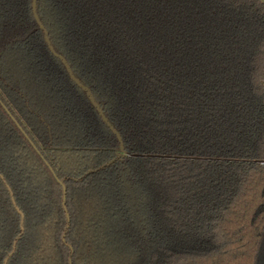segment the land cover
<instances>
[{
	"label": "trees",
	"instance_id": "obj_1",
	"mask_svg": "<svg viewBox=\"0 0 264 264\" xmlns=\"http://www.w3.org/2000/svg\"><path fill=\"white\" fill-rule=\"evenodd\" d=\"M32 1L0 0V264H264V0H37L120 158Z\"/></svg>",
	"mask_w": 264,
	"mask_h": 264
},
{
	"label": "water",
	"instance_id": "obj_2",
	"mask_svg": "<svg viewBox=\"0 0 264 264\" xmlns=\"http://www.w3.org/2000/svg\"><path fill=\"white\" fill-rule=\"evenodd\" d=\"M32 8H33V12H34V16L38 22V24L40 25L41 29L44 30V37H45V40L48 44V47L49 49L53 52V54L57 57H59L63 63L65 64L66 68H67V71L69 72V75L71 77L72 80H74L83 90L86 91L90 101L92 102V104L96 107V109L98 110L100 116L102 117L103 121L107 124V126L113 131V133L118 137V140L120 142V152L118 153L117 157L120 158L121 156H124L125 155V151H124V144H123V140H122V137L120 135V133L118 132V130L114 127V125L110 122V120L108 119V117L104 114V111L102 109V107L100 106V104L96 101V99L94 98L93 94H92V91L91 89L85 85L81 80L80 78H78L74 72L72 71L68 61L66 60V58L61 55L60 53H58L54 46L52 45L49 37H48V33L42 23V21L40 20L39 18V15L37 13V0H33L32 1ZM112 163V162H110ZM108 163V165L110 164Z\"/></svg>",
	"mask_w": 264,
	"mask_h": 264
}]
</instances>
